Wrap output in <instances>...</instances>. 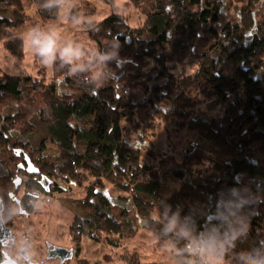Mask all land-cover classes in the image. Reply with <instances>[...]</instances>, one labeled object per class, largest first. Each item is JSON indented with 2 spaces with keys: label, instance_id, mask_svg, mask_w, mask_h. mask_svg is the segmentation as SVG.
Wrapping results in <instances>:
<instances>
[{
  "label": "trees",
  "instance_id": "1",
  "mask_svg": "<svg viewBox=\"0 0 264 264\" xmlns=\"http://www.w3.org/2000/svg\"><path fill=\"white\" fill-rule=\"evenodd\" d=\"M103 1L112 13L102 21L87 22L92 13L75 20L76 10L70 20L82 19L99 46L106 72L113 75L108 84H79L75 96L61 97L45 68L39 76L0 75V100L28 95V105L18 113L0 112L2 220L16 229L18 206L10 191L24 187L21 207L31 215L43 195L82 187L85 197L67 203L74 214L69 228L74 258L87 237L106 246L104 262L119 257L128 264H171L146 260L149 253L136 241L152 240L154 247L172 248L174 264H185L189 257L182 252L186 241L180 231L201 234L219 227L223 232L227 225L220 226L218 218L224 217L235 227L247 225L236 242L250 240V247L235 242L227 262L240 264L245 252L264 250V14L259 18L264 0H152L145 30L132 27L115 0ZM141 1L131 0L137 6ZM33 4L46 23L60 15L46 0H0V29L24 28L26 8ZM2 46L24 59L22 38ZM189 58L193 72L177 75L174 67ZM55 66L63 67L59 60ZM198 94L214 102L207 113L197 110ZM139 110L148 113L146 122L138 118ZM164 123L194 133L197 140L180 164L165 157L157 167L146 158L160 155L149 134ZM39 130L57 145V154L44 155L43 147L31 149L19 138ZM19 148L39 174L19 169ZM18 175L22 183L16 187ZM42 180L49 181L50 192ZM172 181L178 186L170 190ZM173 218L177 228L169 232ZM4 258L0 244V262Z\"/></svg>",
  "mask_w": 264,
  "mask_h": 264
},
{
  "label": "rangeland",
  "instance_id": "2",
  "mask_svg": "<svg viewBox=\"0 0 264 264\" xmlns=\"http://www.w3.org/2000/svg\"><path fill=\"white\" fill-rule=\"evenodd\" d=\"M234 2V0H232ZM152 0H142L140 6L134 5L131 0H115V7L117 11L126 16L128 22L135 29L145 30L149 26L147 13L151 10ZM112 6L107 4L103 0H74L71 2L70 10H61L60 17L64 19L67 15L71 19V12H74L73 18L75 16L78 18L84 17L86 13H92L90 16H85L86 21H102L107 16L112 13ZM67 9V6H66ZM264 14V7L260 16ZM76 20V19H75ZM75 20H71L74 22ZM70 21V20H69ZM80 21V19H79ZM59 22V21H58ZM78 22V20L76 21ZM50 23H43L41 20L35 24L29 22L28 28L33 26H40L42 28H47L46 25ZM83 21H81V25ZM78 27V26H77ZM83 29V26L80 27ZM75 29H78L75 27ZM58 30L62 37V42L72 41L82 45L85 52V62L86 70L84 71H75L70 66L68 70L71 71V76H68L69 73L66 71L65 64H62L63 67L57 69L54 65L50 67L43 66L40 62L39 57L35 56L32 51L27 47L26 37L23 36L24 46H25V57L23 60H18L10 56L6 50L2 47V41L0 39V74L1 73H31L34 76L40 75V68H45L46 79L50 81H56L58 83V91L61 97H70L75 96L79 92V84H93L96 86H101L109 83L112 73L106 72L105 58L100 53L99 46L94 42V40L88 35L84 34L83 30L77 31L76 35L68 37L66 28L58 27ZM78 35V36H77ZM194 58H189L186 63L183 65H176L174 67V72L179 75L180 73L189 74L193 72L194 68ZM40 69V70H39ZM65 69V70H64ZM67 73V74H66ZM68 76L71 79L66 80ZM39 95V96H38ZM36 95L40 97V94ZM199 104L197 110L200 114L208 112V109L213 106V101L209 99L204 94H198ZM28 95L24 97L21 101L15 100L10 97H3L0 100V112H3L2 115H11L18 113L21 107L28 105L27 102ZM143 96L138 95V100H142ZM138 118L142 122L147 121V115L145 111H138ZM3 116L0 120V123L3 121ZM19 138L26 143H30L31 149L38 150L43 147L42 153L44 155H55L59 152L57 145H55L48 137L47 133L43 130H39L37 133H32L28 135L19 136ZM149 139L153 140L156 143L155 147L159 148L157 151L160 153L159 156L155 155L154 158L149 155L146 158L150 162H154L157 167L160 166V159L165 157H174L177 163L180 164L182 160V155L184 150H187L191 143L197 140V137L194 133L189 131H179L173 123H164L163 128L159 132L149 134ZM45 143L43 146L42 143ZM37 153V152H36ZM39 154V152L37 153ZM167 168L172 167V163H167ZM178 184L175 181H172V185L169 188L173 190ZM20 190H24L22 187ZM23 191L19 194L21 195ZM86 195L85 190L82 187H72L70 191H65L62 193L54 192V195L48 197L43 195L40 200L36 202L35 210L31 215V219L27 226L23 225L22 219L24 217L17 216V226H16V242L12 245L13 248L6 249L11 255V258L18 259L20 258L19 251L21 246L25 245V250L34 262H40L44 264H58V259H48V248L46 245V238L50 237L57 239V241H65L66 235H68L69 226L73 221L74 214L71 213L68 209V202L71 200L82 199ZM84 196V197H83ZM82 197V198H81ZM264 224V223H263ZM47 228V229H46ZM33 236V240L30 242V239ZM243 242V241H242ZM241 241L236 242V245L250 247V240H247L242 243ZM12 243V242H11ZM136 243L142 244L146 249L147 253L150 254V257L146 260H151L158 257L162 259L159 254H156L152 250V240H147L146 243L136 241ZM53 245V244H52ZM56 245V244H55ZM61 246V245H60ZM67 247V246H66ZM69 247V246H68ZM234 249H230L229 252L224 257V264H227L228 260L233 254ZM167 252V251H166ZM159 253V252H158ZM169 254V252H168Z\"/></svg>",
  "mask_w": 264,
  "mask_h": 264
},
{
  "label": "clouds",
  "instance_id": "3",
  "mask_svg": "<svg viewBox=\"0 0 264 264\" xmlns=\"http://www.w3.org/2000/svg\"><path fill=\"white\" fill-rule=\"evenodd\" d=\"M45 6L49 9L55 7L58 11L70 10L71 0H46ZM26 44L32 53L39 57L43 66L50 67L59 60L75 71L86 70V54L82 45L73 41L62 42L61 34L56 28L33 26L27 33ZM218 223L220 226L227 225L223 232L219 227L201 234H193L187 229L180 231L181 238L186 241L182 252L187 253L189 257L185 264H224V257L230 249L235 248L236 240L246 235L245 224L235 227L224 217H219ZM176 228L177 221L173 218L167 224L166 230L172 232ZM239 259L240 264H264V250L252 249Z\"/></svg>",
  "mask_w": 264,
  "mask_h": 264
},
{
  "label": "crops",
  "instance_id": "4",
  "mask_svg": "<svg viewBox=\"0 0 264 264\" xmlns=\"http://www.w3.org/2000/svg\"><path fill=\"white\" fill-rule=\"evenodd\" d=\"M26 11H27V14H28V20L26 21V25H25L24 28H22V29H0V39L2 41L1 42L2 45H3V42L5 40L11 39V38H22L23 39V36L26 37L27 33H28L29 29H30V28H28V23L29 22L35 24L36 22H39V20H41L43 23H46L40 17L36 5L33 4V5L28 6L26 8ZM60 14H61V11H60ZM69 20L70 19L67 17V15L64 17V19H61L60 15H59V17L55 21H53V22H51L50 24H47V25L45 24L46 27H47L45 29H48V28H56V29H58L59 26L62 27L63 29L66 28L67 34H68L67 36L71 37V38H72V35L75 36L76 32L77 31H81V30H83L85 32L84 34L88 35V33L84 30V27H83V29L80 28V27L83 26V25H81L82 19H80V21L78 20V22H76V21L72 22L71 20L70 21ZM75 27L78 28V29H75ZM15 59L16 58H14V60ZM68 68L69 67L67 65L66 66V71H64V72L68 71L67 73H69V75H70L71 71L68 70ZM40 69H42V68H40ZM5 72H7V71H5ZM4 73H1V74H4ZM9 73L11 75H15V76H19V75L25 74V73L15 74V73H11V72H9ZM28 74H31V73H28ZM68 210L70 211V209H68ZM73 219H74V217H73ZM72 222H71V224H72ZM71 224H70V226H71ZM70 226H69V228H70ZM48 243H51L53 245L56 244V245H59V246L61 245V246H65V247L69 246V248H71V246H72V243L69 240V231H68V235H66L65 241H63V240L57 241V239H53V238L47 237L46 238L47 248H48ZM152 250H153L154 253L161 255L160 257L162 259H159L158 257H156V258H153L151 260L162 261V262L171 263V264H174V263L177 262V260L172 255V253H173L172 252V248H170V249L168 248V250H163V249L154 247V244L152 243ZM107 252H108V249L106 248V246H104L102 244H99V243H97V242L85 237L83 239V242H82V248H81L79 257L78 258H73L71 261L67 262L66 264H128L127 262L120 260L119 257H115L113 260L107 261V262L102 261L103 256ZM168 252H169V254H168ZM149 257H150V254H149V256L147 258H149Z\"/></svg>",
  "mask_w": 264,
  "mask_h": 264
},
{
  "label": "flooded vegetation",
  "instance_id": "5",
  "mask_svg": "<svg viewBox=\"0 0 264 264\" xmlns=\"http://www.w3.org/2000/svg\"><path fill=\"white\" fill-rule=\"evenodd\" d=\"M25 153L26 152L24 149H23V151H19V154H21V156H22V162H20V163L25 164V167H22L21 170L28 172L27 171V164L24 162ZM42 182H43V186L47 189L46 191L50 192L51 191L50 190L51 185H50L49 181L42 180ZM21 191H24V190H19L18 193H15L14 191H10L9 195L11 192H14V194H15L14 196H10V197L16 202V204L18 206L16 216L28 217V224H29V221L31 219L32 214L29 215V213H27V211L21 207V198L23 196V192L21 195L19 194ZM17 198L20 199V204H18ZM1 202L2 201H0V204H1ZM3 212H5L4 204H3L2 212L0 213L1 217H2ZM3 223H4L3 225L0 224V244L3 246L5 258L2 262H0V264H31V262L33 260L31 258H30V260H26L22 254L23 250H25V245H22L21 250L19 251L20 258H18V259L11 258V255L8 253V251L6 249H10V247L13 248L12 245H14L16 242L15 230L12 228V226L8 225L5 221H3ZM48 251H49V247H48ZM48 259L52 260L53 258L48 257ZM59 263H60V260L58 259V264ZM41 264H44V263H41Z\"/></svg>",
  "mask_w": 264,
  "mask_h": 264
},
{
  "label": "water",
  "instance_id": "6",
  "mask_svg": "<svg viewBox=\"0 0 264 264\" xmlns=\"http://www.w3.org/2000/svg\"><path fill=\"white\" fill-rule=\"evenodd\" d=\"M18 151H23L22 148H19ZM24 162L27 164V171L30 174H39L40 169L32 162L30 156L28 153H25L24 155ZM25 167L24 163L19 164V169ZM22 183V177L18 175L15 179V186L18 187ZM14 192L10 193V196H14ZM18 204H20V199L17 198ZM3 209V203L0 204V213ZM0 224L3 225L2 217L0 216ZM49 251H48V257L53 259H59V264H66L67 262L71 261L74 256L75 252L73 248L65 247V246H59V245H52L51 243H48ZM24 258L26 260H30V256L26 252V250H23L22 252ZM31 264H41L40 262H34L32 261Z\"/></svg>",
  "mask_w": 264,
  "mask_h": 264
}]
</instances>
